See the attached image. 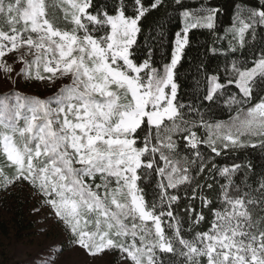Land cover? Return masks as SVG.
Wrapping results in <instances>:
<instances>
[{
	"label": "snow or ice",
	"instance_id": "6c2138e0",
	"mask_svg": "<svg viewBox=\"0 0 264 264\" xmlns=\"http://www.w3.org/2000/svg\"><path fill=\"white\" fill-rule=\"evenodd\" d=\"M223 15L211 0H0V191L27 187L93 258L264 264V169L241 160L264 155V0Z\"/></svg>",
	"mask_w": 264,
	"mask_h": 264
},
{
	"label": "trees",
	"instance_id": "16d2710c",
	"mask_svg": "<svg viewBox=\"0 0 264 264\" xmlns=\"http://www.w3.org/2000/svg\"><path fill=\"white\" fill-rule=\"evenodd\" d=\"M238 2L239 0H211L213 5H219L224 11V15L219 18L220 24L223 27L231 26L233 7ZM255 2L256 0H248L249 4H255ZM173 26H175V21H173ZM223 27L220 30V36L224 35ZM146 34L147 33L141 35V41ZM209 40L210 36L206 31H197L190 34V46L185 50V57L186 59L191 58L193 67L199 60L203 51L202 45ZM220 43L221 46L226 47L227 38ZM167 51L168 49L166 48L165 52ZM182 64L185 69L190 67L185 61H182ZM222 64V58H213L210 66L215 69L217 66L222 67ZM188 79L191 84L195 85V80H193L192 77ZM241 160L242 162L250 161L255 172L264 169V155L258 150H249L246 155L242 156ZM225 162L231 163L232 158H227ZM214 194L215 193H213V195ZM36 204L37 202L34 201L27 187H18L7 193L0 191V264H20V262L16 261L13 255L10 254L6 241L10 244H16L30 239L35 234L36 220L31 215ZM114 255L118 258L115 253Z\"/></svg>",
	"mask_w": 264,
	"mask_h": 264
},
{
	"label": "rangeland",
	"instance_id": "374dc122",
	"mask_svg": "<svg viewBox=\"0 0 264 264\" xmlns=\"http://www.w3.org/2000/svg\"><path fill=\"white\" fill-rule=\"evenodd\" d=\"M9 90V86L0 80V94ZM24 92L34 96H50L55 90L52 88H43L36 85L23 87ZM31 193V192H30ZM34 201H36L34 199ZM36 220L35 234L24 242L6 245L10 254L20 264H44L49 259V252L62 247L63 251L55 260V264H119V258L114 253L104 254L103 257L93 258L88 256L83 250L74 248L71 242L66 239V234L60 226L51 218L45 219V212H34L31 215ZM115 258V260H114Z\"/></svg>",
	"mask_w": 264,
	"mask_h": 264
}]
</instances>
